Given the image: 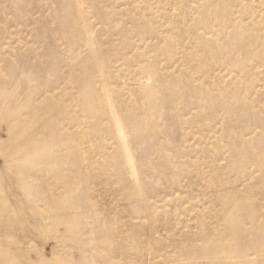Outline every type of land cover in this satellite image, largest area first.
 I'll list each match as a JSON object with an SVG mask.
<instances>
[{
    "label": "bare ground",
    "instance_id": "obj_1",
    "mask_svg": "<svg viewBox=\"0 0 264 264\" xmlns=\"http://www.w3.org/2000/svg\"><path fill=\"white\" fill-rule=\"evenodd\" d=\"M33 1L0 0V26L6 25L0 27V69L10 66L13 73L26 71L29 75L42 73L41 79H30L28 83V89L35 95L31 101L13 105L6 110L0 103V264H21L18 259L20 260L19 257L25 252L21 249L22 237L19 233L32 239L33 227L36 225H39L40 232L45 238L55 233L66 232L70 236L77 232L79 227L66 217L74 212L72 194L75 193L76 184L87 183L80 195L82 198L88 193L90 197L88 202L93 207L98 205L92 196L96 182L101 179L99 184L108 183L105 179L106 175H111L116 183L129 187L131 192H134L130 195L137 199L136 192L144 189L145 183L141 180V173L135 161L131 137L136 141V145L145 147L148 139L158 134V124L163 118L161 110L159 112L154 105L148 106L146 110H139L138 107L137 93L145 102L151 104L157 90L156 86L151 85L153 78H157L160 83L158 90L167 93L162 98L166 108L172 105L181 106L179 111L176 110L166 117L169 122L175 121L184 126L207 118V113L203 112L207 107L192 104L190 96L199 99L207 96L208 100L214 101L213 108L224 111L227 116L236 113V107L232 102L224 105L225 102L217 97L214 98V95L203 87L209 71L201 76L198 75V78L192 75L193 65L199 63L197 57L192 53L189 54L188 51L181 52L174 41L158 31L146 32V27H125L118 33L114 17L119 14L120 9H114L111 15L105 14L100 6L102 0H54L64 15L75 18L63 21L61 17H57L55 25L46 22L45 27L40 29L45 33L42 37L47 44L38 47L39 49L34 45L24 49L26 46L22 43L26 41L15 29L12 30V26L29 27L38 23L34 18ZM105 1L114 5V0ZM221 3L214 4L212 12L218 13L221 6H225ZM243 3L244 0L225 3V8L231 11L228 19L233 31L228 32L227 27H219L220 32L215 40H213L215 35L210 34L212 27L207 30H199L197 27L183 28L186 30L185 35L192 37L194 43L198 40L205 44L200 51L207 56H212L214 51L231 53L235 57L245 53L247 59L244 63L234 62L227 66L225 59L221 58L216 68L228 67V70L246 74L247 63L250 60L257 61L254 68L264 67V51L259 50L264 43L251 41L248 45L250 42L247 44L246 41L248 32L244 31L242 20L232 19V12L236 8H242ZM262 3L264 7V0ZM49 8L48 2L44 3L41 7L43 14L48 13ZM94 10L96 15L93 13ZM20 13H23V16ZM208 13L205 15L209 16ZM104 26L110 29V37ZM248 29L249 34L254 35L255 27ZM211 39L212 45H206ZM135 40H138L136 44ZM150 40L163 46L160 59L177 67L178 71L175 75L168 77L163 73L160 74L158 66L160 59L143 56L145 53L147 55L151 53L148 49L150 47L146 48L147 45L151 46ZM64 41L71 43L73 50L62 54L60 46ZM12 45L17 47L16 55L8 50ZM75 45H78L77 48ZM82 47L85 49L81 53ZM249 48L253 50L249 51ZM84 54L86 57L81 61ZM30 57H34L35 61L30 62ZM45 57H49L51 61L44 62ZM20 58H23L24 62L18 64ZM151 61L153 62L150 63ZM104 63H107L105 68ZM125 67L134 69L131 76L134 83L132 89L131 86L127 88L126 83L125 86L118 84L124 69L128 70ZM46 76L53 77L54 81L46 83L44 81ZM217 85L219 87L213 86L211 91L220 89L228 100L243 102L242 94L232 91L225 80L219 81ZM118 89L128 90V100L124 101L125 91L120 93ZM1 92L3 91L0 90ZM262 103L264 104V101ZM10 109L18 111V114L9 113ZM198 109H202V112H198ZM193 110L197 111L194 117L188 118L187 115L192 114L190 112ZM186 112L187 114H184ZM209 117V120L206 119L209 123H213L212 120L216 119L215 116L212 117V113ZM125 118L130 119L126 125ZM228 119L233 120L230 116ZM227 124L230 125L229 122ZM261 126L264 127V118L255 128ZM256 135H259V141L264 143V131L258 133L255 131L254 136ZM146 147L149 149L153 146ZM157 149L161 150L160 147ZM189 152L193 151L189 150ZM238 154L242 156L243 152L239 151ZM251 157L246 165L247 168L256 169L260 173L258 178L253 177L246 187L234 184L231 188L233 192L228 194L225 192L221 194L220 187L214 190V199H220L227 211V214L218 220L219 232L222 233V238H231L235 243L220 245L214 237L213 245L206 244L202 248L193 246L187 252L197 255L193 259L195 263L205 262L195 259L202 256L210 259L206 264H264V146L262 150L252 153ZM162 160L164 161L160 162V166L163 168L176 165L166 150H163ZM39 162L42 164L41 167H37ZM25 174L35 180H41V184L32 192L20 196L18 189L22 186ZM223 175L228 176L224 172L221 176ZM212 182H215L214 178ZM210 184L214 183L210 182ZM172 187L174 188V183L171 184ZM245 189L253 190L254 193L247 195ZM34 196L38 197V201L42 204L35 200ZM39 196L43 198L40 200ZM66 200L72 204L65 207ZM141 200L147 201L143 197ZM29 206L39 207L40 210L32 213L28 209ZM127 207L129 210L125 214L117 209L114 210L117 217L120 215L124 217L119 221L115 220L119 222L118 228L103 215H98V220L107 222L109 226L112 225V228L117 229V233L119 231L120 234H108L104 241L99 233L95 234L96 248L89 255L90 262L83 264H107L112 253L101 252V249L113 241L117 243L118 253H122L120 249L131 252L128 248L131 238L127 235L144 231L145 227L143 224L134 223L135 220L140 222L144 220L139 218L136 202L132 205L127 204ZM187 211L191 214L193 212L192 208ZM52 213L54 216H59L58 219L64 217L68 219L63 230L56 232V227L54 228L53 222L50 221ZM194 213L196 218L203 216L202 213ZM122 235H126L124 241L120 237ZM44 245L43 243L39 248L34 249L39 264H49ZM57 247L49 253L52 258L57 256L61 245ZM136 247V251H145L142 243H138ZM185 256L179 257L177 263L187 264Z\"/></svg>",
    "mask_w": 264,
    "mask_h": 264
},
{
    "label": "rangeland",
    "instance_id": "obj_2",
    "mask_svg": "<svg viewBox=\"0 0 264 264\" xmlns=\"http://www.w3.org/2000/svg\"><path fill=\"white\" fill-rule=\"evenodd\" d=\"M227 1L234 0H114L113 6L102 0L100 6L103 13L111 15L114 9H120L119 14L114 17L118 33L125 27H146V32L153 33V31H158L163 36L174 41L175 45L180 47L181 52L188 51L189 54L192 53V55L197 57L199 63L197 62L193 65L194 70L192 71V75L198 78L204 72L209 71L210 73L206 74V84L203 87L208 93H212L214 98L217 97L225 102L224 105L231 104L232 102L234 107H236V113L227 116L224 111L213 108L214 101L208 100L207 96L200 99L190 96L192 104H201L207 107L203 112L207 113L208 120L211 113L212 117H216V119L212 120L213 123H209L206 120L207 118L200 119L197 122L193 121L184 126L175 121L169 122L166 120V117L176 112V110L179 111L181 106L174 107L172 105L166 108L162 102V98L167 93L165 94V92L158 90L160 83L157 78H153L151 85L156 86L157 90L151 104L145 102L141 96H138V93L137 100L139 110H146L150 105H154L159 112L161 110L163 118L158 124V134L154 138H149L143 148L136 145V141L131 137L135 161L141 173V180L145 183V188L139 189L136 192L137 199H135L130 195L134 192H131L129 187L126 188V186L119 184V182L116 183L111 175H106L105 179L108 183L99 184L101 179H98L96 182V188L92 196L98 202V205L96 204L97 207H93L88 202L90 197L86 191L85 196L81 198L80 195L81 191L86 188L87 183L76 184L75 193L72 194L74 212L72 215H67L66 217H69L79 227L77 232L70 236L66 232L63 234L55 233L45 238L44 234L40 232L39 225H36V227H33L34 236L32 239H29V236H25L23 233H19L22 237L20 239L22 244L21 249L25 252L24 255L19 257L20 260L18 259V261H21V264H39L37 253L34 252V249L39 248V245H43V243L45 244L49 264L89 263V255L96 248L94 243L95 234L99 233L103 241L106 235H115L117 229L112 228V225L117 226L119 222H115V220L119 221L124 217L123 215L117 217L114 210L117 209L120 213L125 214L129 210L127 204L132 205L135 202L139 211V218H143L144 220L141 221L142 223L135 220L134 223L143 224L145 230L127 235L131 238V242L128 245L131 252H125L120 249L122 253H118V246L115 241L101 249V252L112 253V257L109 261L107 260V264H170L169 262H174L171 264H180L177 263V260L184 255H186L185 257L188 261L187 264H206L210 261L209 258L202 257L199 254L200 257L195 259L205 262L195 263L193 259L197 255L188 253L187 251L193 246L202 248L206 244L213 245L215 242L214 237L220 245H233L235 243L231 238H222V233L219 232L220 225L218 220L224 214H227V211L220 199H214V190L216 187H220L222 189L221 194L224 192L226 194L231 193L233 192L231 188L234 184L246 187L253 177L258 178L260 174L256 169L247 168L246 163L247 160H251L252 153L257 152L259 149L262 150L264 146V143L259 141V135L254 136L255 131L257 133L264 131V127L262 126L255 128L256 124L264 118V104L262 103L264 101V67L254 68L257 65V61L253 59L247 63L248 70L246 74L228 70V67H224V69L216 68L221 58L225 59L226 65L229 66L234 62L244 63L247 59L246 55L243 53L235 57L231 53L214 51L212 56H207L200 51L205 44L202 41L196 40V38L197 42L194 43L192 37L185 35L186 30L183 28L197 27L199 30H207L212 27L210 34L215 35L213 40L217 38L220 32L219 27H227V31L232 32L233 26L228 19L230 10L225 8ZM244 1L245 3H243L242 8H236L232 12V19H235V21L242 20V27H244V31L248 32L246 40L247 44L250 41L248 45L251 44V41L264 43L263 0ZM46 2L49 4L50 11L43 14L41 7ZM218 2H222L221 5L225 6H221L218 13H214L215 11L212 12L213 5ZM33 9L34 18L38 21L36 25L31 24L29 27L12 26V30L15 29L26 41L22 43L26 46L24 49H28L32 45L39 49L38 47L47 44L42 37L45 33L40 29V27H45L46 22L55 25L57 24V17H61L63 21L75 18V16L64 15L59 6L54 3V0H34ZM207 12H209V16L205 15ZM93 13L96 15V10ZM93 13L92 16L94 17ZM20 15L23 16V13H20ZM92 21H94L93 18ZM0 27H6V25L2 24ZM248 27H255L256 31L253 32L254 35L249 34ZM104 28L110 37V29H107L105 26ZM213 40L208 41L206 45H212ZM49 41L51 40L49 39ZM136 41L138 40H135V44ZM150 41L152 42L151 46L147 45L146 48L150 47L148 49H150L151 53L149 55L145 53L143 56L160 59V52L163 46L155 44L152 40ZM77 46L75 45L76 48ZM16 48V46L12 45L8 47V50L13 55H16ZM84 49L82 47L81 53ZM71 50H73V45L66 41L60 46L62 54ZM252 50L253 48L249 51ZM259 50L264 51V45L259 47ZM85 54L82 55L81 61L85 59ZM43 60L44 62L51 61L49 57H45ZM29 61H35V58L30 57ZM159 61H161L158 65L161 71L160 74L163 73L169 77L177 73L178 69L176 66L161 59ZM23 62L24 59L20 58L18 64ZM103 65L105 68L107 63ZM125 68H128V70L124 69L123 76L119 78L118 84L125 86L126 83L127 88L131 86L132 89V84L134 83L131 80V76L134 69L131 67ZM214 69L217 70L214 71ZM38 78H42V73H31L30 75L28 71L13 73L10 66L0 69V90L3 91L0 93L2 107L6 110L13 105H21L31 101L35 95L28 89V83H30V79ZM251 79H253L254 83L251 82ZM221 80H225L231 86L232 91L242 94V103H239V100L235 99L233 101L228 100L227 96L220 89L211 91V89L213 90V86L219 87L217 83ZM44 81L46 83L53 82L54 78L46 76ZM123 90L118 89L120 93ZM127 92L128 90L125 91L126 98L124 101L128 100L129 96ZM197 111L202 112V109H198ZM197 111H191L190 113L192 114H188L187 117H194ZM9 113L18 114V111L10 109ZM184 114H187V112ZM229 116L233 120H229ZM129 121L130 119L125 118L124 124H128ZM92 123H94L93 120ZM228 128L229 130H227ZM2 136L5 138L4 135ZM116 145L118 148L120 147L118 142ZM147 145L153 147L148 149ZM159 147L160 151L157 149ZM163 150L170 153L172 160L176 163L174 167L168 166L163 168L160 166V162L163 163L164 161L162 160ZM189 150L193 152L190 153ZM239 151L243 152L242 156H239ZM41 166L42 164L39 162L37 167ZM223 172L232 178L226 175L221 176ZM176 175L180 177L176 178ZM213 178L215 182H212ZM194 179H197V181L195 182ZM210 182L214 184H210ZM173 183L174 188H171V184ZM40 184L41 180H35L25 174L22 186L18 189V194L22 196L29 191L32 192ZM244 192L247 195L248 193H254L250 189H245ZM142 197L147 201H142ZM42 198L39 196L40 200ZM35 200L38 201V197H35ZM72 203L66 200L64 206H69ZM190 208L193 210L192 214L187 211ZM28 209L32 213H37L40 210L36 206H29ZM47 210L49 211L48 208ZM194 212L202 213V218L194 217ZM154 214L157 215L154 216ZM189 214L191 215L189 216ZM98 215L106 217L107 221L112 222V225L109 226L107 222L98 220ZM50 216V221L53 222V227H56V232L63 230L66 226L65 222L68 219H65L66 217L58 219L59 216H54V213ZM119 234L120 232L118 231L117 235ZM125 236H120L122 241L125 240ZM138 243H142L145 246V251H136ZM58 245H61V249L64 250L60 249L61 251L59 250L57 256L52 258L49 256V253Z\"/></svg>",
    "mask_w": 264,
    "mask_h": 264
}]
</instances>
